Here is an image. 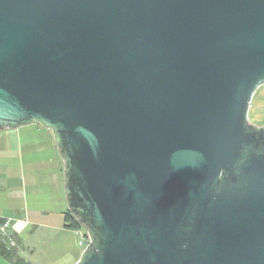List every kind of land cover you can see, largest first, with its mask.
Here are the masks:
<instances>
[{"label":"water","instance_id":"obj_1","mask_svg":"<svg viewBox=\"0 0 264 264\" xmlns=\"http://www.w3.org/2000/svg\"><path fill=\"white\" fill-rule=\"evenodd\" d=\"M263 84L264 0H0V131L51 129L74 264H264Z\"/></svg>","mask_w":264,"mask_h":264},{"label":"crops","instance_id":"obj_2","mask_svg":"<svg viewBox=\"0 0 264 264\" xmlns=\"http://www.w3.org/2000/svg\"><path fill=\"white\" fill-rule=\"evenodd\" d=\"M0 143V216L10 220V230L21 239L20 253L35 252L37 247L30 239L41 229L42 234L52 235L48 242L53 252L47 251L50 260L76 263L85 249L80 242L83 228L68 227L64 218L69 210L64 160L51 129L39 122L7 128L0 131ZM53 184L58 190L62 186L57 199L44 194ZM0 264L14 263L0 255Z\"/></svg>","mask_w":264,"mask_h":264},{"label":"rangeland","instance_id":"obj_3","mask_svg":"<svg viewBox=\"0 0 264 264\" xmlns=\"http://www.w3.org/2000/svg\"><path fill=\"white\" fill-rule=\"evenodd\" d=\"M249 118L252 122L256 123V124H264V84L261 85L255 92L251 105H250V110H249ZM3 145L0 143V149ZM21 159H17V162H20ZM56 184H53L50 187H47L46 189L50 192L48 193H44L46 196H51V195H55L56 199L58 196H60V194H62V189L61 187L54 186ZM44 189V188H43ZM45 190V189H44ZM65 191V190H64ZM54 207H56V204L52 205ZM40 232H36L35 236L31 237V240L33 239L34 241V247H37V249H35V252H31L32 254L30 255V252L27 251L25 253V258L30 261L32 263L35 262V264H61L62 263V259L60 258H55V260H50L48 258V252H53L50 251L49 248V240L51 238V234L49 233H43L42 234V230H37ZM85 233H87L86 229L83 227V230L81 232V238H80V242H81V246L82 247H86V235ZM41 238V239H39ZM46 242V243H45ZM48 242V243H47ZM24 254L23 252L21 253V255ZM32 260V261H31ZM63 261H67V259L63 260Z\"/></svg>","mask_w":264,"mask_h":264},{"label":"trees","instance_id":"obj_4","mask_svg":"<svg viewBox=\"0 0 264 264\" xmlns=\"http://www.w3.org/2000/svg\"><path fill=\"white\" fill-rule=\"evenodd\" d=\"M67 226L73 229H81L83 226L75 218L70 210L65 212L64 216ZM7 218L0 216V223H3ZM10 236L15 240L16 244H10L8 237H5L0 232V255L12 261L14 264H32L20 253L21 239L14 232H10Z\"/></svg>","mask_w":264,"mask_h":264},{"label":"built area","instance_id":"obj_5","mask_svg":"<svg viewBox=\"0 0 264 264\" xmlns=\"http://www.w3.org/2000/svg\"><path fill=\"white\" fill-rule=\"evenodd\" d=\"M0 232L5 237H8V239L10 241V244H12V245H15L16 244L15 240L10 236V232H11V230H10V220L8 218L3 223H0ZM85 235H86L85 241L88 244L89 235H88V233H85Z\"/></svg>","mask_w":264,"mask_h":264}]
</instances>
